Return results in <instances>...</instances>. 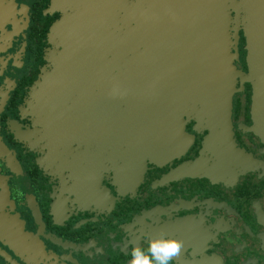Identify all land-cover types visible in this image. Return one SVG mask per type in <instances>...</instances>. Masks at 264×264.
Returning a JSON list of instances; mask_svg holds the SVG:
<instances>
[{"label":"flooded vegetation","instance_id":"af4514ba","mask_svg":"<svg viewBox=\"0 0 264 264\" xmlns=\"http://www.w3.org/2000/svg\"><path fill=\"white\" fill-rule=\"evenodd\" d=\"M63 17L53 0H0V264H130L131 249L161 232L183 241L172 264H264L252 84L238 77L230 117L204 114L200 98L168 100L154 130L134 89L161 80L178 94L180 59L168 75L167 61L152 70L150 50L147 67L141 50L114 53L69 83L52 34ZM239 34L232 56L248 76Z\"/></svg>","mask_w":264,"mask_h":264},{"label":"water","instance_id":"95a60500","mask_svg":"<svg viewBox=\"0 0 264 264\" xmlns=\"http://www.w3.org/2000/svg\"><path fill=\"white\" fill-rule=\"evenodd\" d=\"M53 1L54 10L64 13L52 34L62 40L60 66L68 68L69 83L86 82L72 73H82L85 67H93L91 74L101 72L103 58L114 53L141 50L138 65L147 67L150 50L152 70L167 61L171 75V61L179 58L184 67L181 81H186L178 86V94L161 80L134 89L135 102L141 107L138 113L148 118L154 130L161 129L166 103L172 104L173 99L200 98L204 114L230 117L238 77L252 84L255 114L264 122V0H145L144 7L133 6L131 0ZM240 31L246 40L248 76L237 71L232 56L234 50L238 58ZM132 34L143 39H133ZM84 57L90 59L88 64ZM148 97H152L150 103L145 102ZM226 100L228 106H224Z\"/></svg>","mask_w":264,"mask_h":264},{"label":"clouds","instance_id":"9594fccd","mask_svg":"<svg viewBox=\"0 0 264 264\" xmlns=\"http://www.w3.org/2000/svg\"><path fill=\"white\" fill-rule=\"evenodd\" d=\"M164 235L161 232L159 238H149L146 247H133L130 264H172L181 253L183 241L164 238Z\"/></svg>","mask_w":264,"mask_h":264}]
</instances>
